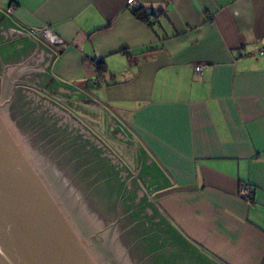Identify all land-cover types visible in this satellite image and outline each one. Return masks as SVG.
Here are the masks:
<instances>
[{"label":"crops","instance_id":"1","mask_svg":"<svg viewBox=\"0 0 264 264\" xmlns=\"http://www.w3.org/2000/svg\"><path fill=\"white\" fill-rule=\"evenodd\" d=\"M139 2L156 16L126 0H0L55 54L41 90L13 87L88 123L134 175L136 148L107 134L108 111L171 182L148 192L136 176L143 203L212 263L264 264V0ZM44 24L66 49L30 33Z\"/></svg>","mask_w":264,"mask_h":264},{"label":"water","instance_id":"2","mask_svg":"<svg viewBox=\"0 0 264 264\" xmlns=\"http://www.w3.org/2000/svg\"><path fill=\"white\" fill-rule=\"evenodd\" d=\"M55 54L0 12V264H214L161 219L148 192L171 184L107 111V134L136 148L127 168L41 88Z\"/></svg>","mask_w":264,"mask_h":264},{"label":"built area","instance_id":"3","mask_svg":"<svg viewBox=\"0 0 264 264\" xmlns=\"http://www.w3.org/2000/svg\"><path fill=\"white\" fill-rule=\"evenodd\" d=\"M126 5L131 6L133 9H135L140 7V2L139 0H126ZM14 8V4H11L8 8V11L12 12ZM30 33L37 34L47 44L58 46L62 50L68 47V43L66 42V40L62 36L57 34L49 24L40 26L38 30L31 29ZM195 69L197 71H200L201 67L196 66ZM95 84L96 81H93V85ZM252 192V188L248 184H242L239 187L238 195L246 202H249L252 196Z\"/></svg>","mask_w":264,"mask_h":264},{"label":"trees","instance_id":"4","mask_svg":"<svg viewBox=\"0 0 264 264\" xmlns=\"http://www.w3.org/2000/svg\"><path fill=\"white\" fill-rule=\"evenodd\" d=\"M132 13L133 15L139 19V20H147L150 16H153L155 17L157 13L153 12V11H148V10H145L143 9L142 7H138V8H135L132 10ZM100 61L97 65V68H98V71H103L104 70V67H102V65H100Z\"/></svg>","mask_w":264,"mask_h":264},{"label":"flooded vegetation","instance_id":"5","mask_svg":"<svg viewBox=\"0 0 264 264\" xmlns=\"http://www.w3.org/2000/svg\"><path fill=\"white\" fill-rule=\"evenodd\" d=\"M80 125V124H79ZM82 128H86L87 130H89L90 134H91V128L89 127V124L88 123H85L83 126L80 125ZM94 135V133H93ZM95 136V135H94ZM102 143V142H101ZM104 145V144H103Z\"/></svg>","mask_w":264,"mask_h":264},{"label":"rangeland","instance_id":"6","mask_svg":"<svg viewBox=\"0 0 264 264\" xmlns=\"http://www.w3.org/2000/svg\"><path fill=\"white\" fill-rule=\"evenodd\" d=\"M119 150V149H118ZM120 151V150H119ZM122 152V151H121ZM112 153V152H111ZM121 156V155H120ZM123 158V157H122ZM117 159L120 161V159L117 157ZM121 162V161H120Z\"/></svg>","mask_w":264,"mask_h":264}]
</instances>
